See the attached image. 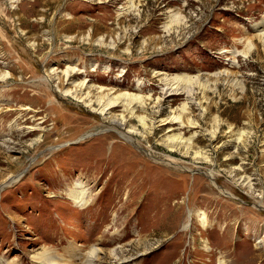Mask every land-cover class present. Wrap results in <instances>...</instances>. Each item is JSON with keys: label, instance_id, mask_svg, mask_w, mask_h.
I'll list each match as a JSON object with an SVG mask.
<instances>
[{"label": "rangeland", "instance_id": "374dc122", "mask_svg": "<svg viewBox=\"0 0 264 264\" xmlns=\"http://www.w3.org/2000/svg\"><path fill=\"white\" fill-rule=\"evenodd\" d=\"M263 15L0 0V264H264ZM181 74L184 93L162 90ZM126 92L144 101L132 115L98 113Z\"/></svg>", "mask_w": 264, "mask_h": 264}, {"label": "bare ground", "instance_id": "6f19581e", "mask_svg": "<svg viewBox=\"0 0 264 264\" xmlns=\"http://www.w3.org/2000/svg\"><path fill=\"white\" fill-rule=\"evenodd\" d=\"M176 17H178V16H176ZM173 21H175V20H173ZM168 28H170L169 25L166 27V29H168ZM251 28L254 31H256L257 37L264 42V15H263V17L261 19L255 21V23L252 24ZM252 47H253V45H252ZM67 72H73V70H68ZM184 75H186V74H181V76L180 75H175L172 78L167 79L168 81H164V85H163L164 88L162 90L167 92L168 95H177V94L184 93L183 86L185 84V81L191 80L193 78V77H190L188 75H186V76H184ZM4 77H5V75H4ZM2 79H3V77H2ZM182 82H184L183 86L181 85ZM194 82L196 83V80ZM84 84H85V81H82V82L79 83L80 86L84 85ZM141 84H142L141 82L137 83V89H138V86L141 85ZM186 84H187V82H186ZM98 89L99 90H104L101 87H99ZM104 97H106V98H104ZM104 97L100 96L99 103L97 101V104L101 103L98 113L100 115H103V116L109 114V110L111 108L117 107V106H120V105L124 106V108L127 110V112L130 115H132L134 110H135V108H136V107L134 108V106L135 105H137V106L142 105L143 102H144V101H142V99H141L142 97L140 95L127 93V92L126 93H119V94H117L115 96L112 95L111 93H107ZM122 118H123V115H122ZM140 119L143 121V118L140 117ZM114 130H116V129H114ZM129 132H128L127 136L130 135ZM179 139L180 138H178L175 142L176 143H177V141L181 142L180 141L181 139L180 140ZM208 177L210 178V175H208ZM70 193L73 195L72 198L75 201L76 205H78L79 207H84L86 205V203H87L86 202L87 194H86V192L82 189V187L79 184H76L75 187L70 191ZM203 217H204V214H202V218ZM96 253H97V250L94 249L88 255V257H87V259L85 261V264H95V261L97 259V254ZM48 260L50 261V262H48V264H54V263H52V259L51 258H48ZM116 263H117V261H116Z\"/></svg>", "mask_w": 264, "mask_h": 264}, {"label": "crops", "instance_id": "0c3cea01", "mask_svg": "<svg viewBox=\"0 0 264 264\" xmlns=\"http://www.w3.org/2000/svg\"><path fill=\"white\" fill-rule=\"evenodd\" d=\"M171 21H172V19H171ZM171 23V22H170ZM167 27V26H166Z\"/></svg>", "mask_w": 264, "mask_h": 264}]
</instances>
